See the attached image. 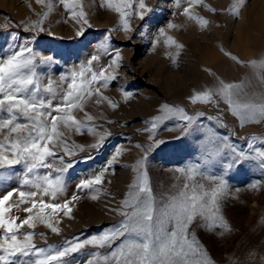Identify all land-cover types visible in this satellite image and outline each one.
Here are the masks:
<instances>
[{
	"label": "rangeland",
	"instance_id": "rangeland-1",
	"mask_svg": "<svg viewBox=\"0 0 264 264\" xmlns=\"http://www.w3.org/2000/svg\"><path fill=\"white\" fill-rule=\"evenodd\" d=\"M145 2L152 11L143 21L138 17L131 18L132 31L125 32L116 30L119 16L101 7V0H82L91 27L83 26L84 32L78 36V26L57 0H52L53 10L43 19L42 32L30 26L47 11L44 5L36 3V0H0V57L11 54L17 50V45L27 42L36 55L37 73L44 83L49 79L59 82L61 75L79 68L93 55L100 56L99 62L93 64L94 70L109 64L111 56L99 51L105 37H109V52L119 50L122 56L121 66L115 72L117 79L101 89L117 107L112 108L107 102L97 105L94 97L85 106V111L94 117L93 121H86L83 112L77 113V118L84 120L88 127L110 135L106 136L102 146L94 148L92 145L98 137L86 129L82 133H68V142L75 155L65 158L73 165L64 173L66 191L57 200L44 199L53 203H63L73 195L79 199L70 205V216L61 213L58 218H53V222L59 219L56 224L60 229L58 235L37 223L34 229L37 247L54 251L66 240H84L118 226L123 219L119 214L122 201L129 192V185L137 178L134 168L145 156L144 171L159 203L185 182L177 169L203 162L204 141L210 135V129L217 137L228 136L229 143L245 151H248L245 138L255 135L264 139V122L241 127L223 101L217 107L216 104L192 103L190 100L196 93L218 86L221 80L211 69V61L222 56L232 60L225 52L241 61H234L240 67L238 78L231 74L229 81L242 86L238 98L256 102L264 99V67L250 66L252 61L258 65L264 62V47L258 49L244 43L251 31L250 26L257 22L264 10V0H241L235 4L240 9L238 15L228 11L235 0H204L207 7H196L195 12L210 22L205 28L182 14L187 6L184 0H180L179 7L176 0ZM170 23L177 27L169 28ZM161 29L183 48L177 50L174 46H167L165 37L160 36ZM12 34L18 38L13 40ZM158 38L160 42L155 43ZM240 40L243 44L238 48ZM245 48L252 52L251 57L244 55ZM46 57H52V60L45 61ZM225 82L228 83L227 80ZM125 91L131 93L127 99L123 95ZM165 104L183 108L195 118L196 123L185 131V123L174 118L158 123V128L152 132L151 122L163 114L162 106ZM208 116L220 117L224 126H220L216 119H207ZM150 136L154 139H149ZM257 146L261 145L257 143ZM117 149L121 150V155L109 168L108 162ZM105 168H108L105 182L94 186L100 189L98 193L77 189L82 180ZM211 171L224 174L223 163L214 161ZM15 172L17 175L0 184V196L21 186L26 175L24 169L17 166ZM226 179L228 191L221 200V215L231 231H209L200 227L199 222L191 231L214 264H264V171L255 164H248L242 171L232 168ZM23 190L33 189L25 187ZM92 195H98V199H91ZM12 201L18 203V196L14 195ZM27 206L30 205L13 208L11 215L25 218L27 214L22 209ZM92 251L95 249L86 248L84 252L74 254L70 264L77 260L82 264L87 253Z\"/></svg>",
	"mask_w": 264,
	"mask_h": 264
},
{
	"label": "snow or ice",
	"instance_id": "snow-or-ice-1",
	"mask_svg": "<svg viewBox=\"0 0 264 264\" xmlns=\"http://www.w3.org/2000/svg\"><path fill=\"white\" fill-rule=\"evenodd\" d=\"M57 2L78 26V36L83 34V26L91 27L82 0ZM184 2L187 6L183 8L182 14L196 21L201 28L207 27L210 22L195 12L196 7H207L204 0ZM36 3L44 5L47 11L30 27L42 32L43 19L53 10V3L52 0H36ZM236 3H241V0H235L233 7L228 10L232 15L239 14ZM100 6L118 14L119 26L116 30L125 32L132 31L131 18L138 17L143 21L152 11L145 0H101ZM176 6H180V0H176ZM168 27L177 26L170 23ZM160 36L165 37L167 46H174L177 50L183 48L171 36H166L163 29L160 30ZM17 38L16 34H12L13 40ZM108 39L105 37L99 45V51L111 56L109 64L98 71L94 70L93 64L99 62L100 56L93 55L79 68L61 75L59 82L49 79L44 83L41 80L37 73L36 55L27 42L17 45V50L11 54L0 57V184L7 183L17 175V166H22L26 174L19 188L0 196V264H70V258L84 252L86 248L95 251L87 253L82 264H214L191 231L192 227L199 222L200 227L209 231H231L221 215V200L228 191V171L234 167L237 171L245 170L248 164H255L264 171V139L255 135L245 138L248 141V151H245L229 143L228 136L217 137L210 129V135L204 141L203 162L177 169L185 182L175 193L159 203L156 201L144 171L145 156L134 168L137 178L129 185V192L122 201L119 214L123 219L118 226L84 240H66L54 251L37 247L34 243L37 223L58 235L60 229L56 224L59 219L53 222V218H58L61 213L70 216V205L79 199L77 195L63 203L44 199L49 197L53 201L57 200L66 191L64 173L73 165L65 158L75 155L68 142V133H82L86 129L98 137L92 145L94 148L102 146L106 136L110 135L97 132L95 128L88 127L84 120L77 118V113L83 112L86 121H93L94 117L85 111V106L94 97L97 105L107 102L112 108L117 107L101 90L117 79L115 72L122 62L119 50L109 52ZM159 42L158 38L155 43ZM225 55L241 63L231 53L225 52ZM51 60L52 57L45 58V61ZM250 66L264 67V62L258 65L252 61ZM241 87L220 81L218 86L198 92L190 100L192 103L216 104L217 107L223 101L241 127L264 122V99L259 102L240 100ZM123 95L127 99L131 93L125 91ZM162 112V115L153 118L152 132L158 128V123L174 118L185 123V131L196 123L195 118L183 108L165 104ZM207 119H216L220 126H224L220 117L208 116ZM149 139L154 137L150 136ZM257 143L261 146H257ZM119 155L121 150L117 149L108 162L109 168ZM214 161L223 163L224 174L218 175L211 171ZM107 171L108 168H105L93 177L82 180L77 189L98 193L100 189L94 186L105 182ZM25 187L33 190H23ZM14 195L18 196V203L12 201ZM91 199H98V195H92ZM21 205H30L23 207L22 210L27 214L23 219L11 215L13 208H20ZM25 228L28 230L22 231ZM103 249L110 251H101ZM75 264H81V261L77 260Z\"/></svg>",
	"mask_w": 264,
	"mask_h": 264
},
{
	"label": "bare ground",
	"instance_id": "bare-ground-1",
	"mask_svg": "<svg viewBox=\"0 0 264 264\" xmlns=\"http://www.w3.org/2000/svg\"><path fill=\"white\" fill-rule=\"evenodd\" d=\"M262 9V8H261ZM261 11V10H260ZM253 24V23H252ZM250 25V24H249ZM251 31L247 33L246 39L244 40L246 45L252 44V46H255L258 49H261L264 47V10H262L260 16L257 18V22L253 25L250 26ZM255 31V32H254ZM242 34V33H241ZM239 37V36H238ZM242 41H239L238 48L242 47ZM243 51V50H242ZM244 55L247 56H252V52L249 51L248 49H244ZM213 59V58H212ZM210 65V64H209ZM211 65L214 74L224 83L227 80L228 83H230V76L231 74H234L236 78H238V73L240 70V67L236 66V63L232 60H229L227 58L218 57L215 58L214 61H211ZM227 66V67H226ZM224 67H226V71L224 70ZM211 75V74H209ZM203 76V75H202ZM205 78H208L207 74H204ZM240 77V76H239ZM256 77V76H255ZM235 78V79H236ZM230 81V82H229ZM244 83V82H243ZM247 83V82H246ZM250 83V82H249ZM237 84V82H236ZM216 85V84H215ZM256 88V87H255ZM247 89V88H246ZM253 89V88H252Z\"/></svg>",
	"mask_w": 264,
	"mask_h": 264
}]
</instances>
